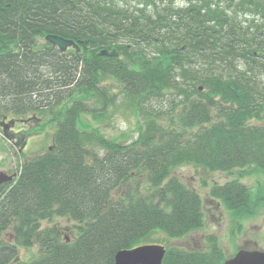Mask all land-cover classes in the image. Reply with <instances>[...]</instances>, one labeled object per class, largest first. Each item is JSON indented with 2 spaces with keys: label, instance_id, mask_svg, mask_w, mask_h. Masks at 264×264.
<instances>
[{
  "label": "trees",
  "instance_id": "1",
  "mask_svg": "<svg viewBox=\"0 0 264 264\" xmlns=\"http://www.w3.org/2000/svg\"><path fill=\"white\" fill-rule=\"evenodd\" d=\"M48 34L80 50L61 51ZM121 95L142 121L133 141L80 127ZM8 114H39L56 130L52 150L0 185V264H115L119 250L146 243L166 246L163 264H224L234 254L215 233L194 248L171 244L206 223L200 193L173 171L264 170V0H0ZM209 193L236 220L263 204L238 178ZM54 216L75 222L73 238L43 225Z\"/></svg>",
  "mask_w": 264,
  "mask_h": 264
},
{
  "label": "rangeland",
  "instance_id": "2",
  "mask_svg": "<svg viewBox=\"0 0 264 264\" xmlns=\"http://www.w3.org/2000/svg\"><path fill=\"white\" fill-rule=\"evenodd\" d=\"M107 84L113 87L118 85L114 79L107 81ZM118 86L111 90L119 93ZM37 116L42 117L39 114ZM47 121L45 118L41 121L33 118L31 121L18 123L16 128L27 127L31 135L35 134L30 138L29 144L23 154L18 152L17 147L12 145L11 141L7 139L0 128V172L4 171L9 175L17 173L14 177L15 180L24 161L29 157L44 152L49 145H52L56 125ZM79 124L81 128H97L102 130L109 137L128 135L126 139L131 142L138 136L142 121L126 105V100L121 95L117 98L115 105L110 108L109 114L102 121L101 119L95 120L91 119L88 115H83ZM88 158L90 159V157ZM173 174L200 193L203 199L206 223L203 228L193 231L184 237L170 238L171 244L194 248L204 243L206 234L215 233L219 236L220 242L228 255L235 254L241 247L264 250V170H257L255 167L250 166L245 169L239 168L231 171H208L203 167L183 165L177 167L173 171ZM237 178L249 186L253 197L262 195L263 204L253 216L236 220L221 201L211 197L209 191L210 186L215 182L224 183L227 180ZM73 224L75 222L70 218L62 216H54L50 221L43 222V225L59 226L67 238H73V235L70 234V226ZM161 232L159 231L158 233L161 235L160 237H163ZM6 237L12 240L10 232L6 234ZM37 252V246L30 248L21 247L19 249V255L25 260H29Z\"/></svg>",
  "mask_w": 264,
  "mask_h": 264
},
{
  "label": "water",
  "instance_id": "3",
  "mask_svg": "<svg viewBox=\"0 0 264 264\" xmlns=\"http://www.w3.org/2000/svg\"><path fill=\"white\" fill-rule=\"evenodd\" d=\"M46 40L61 51H66L69 47L80 50L78 42L61 35L48 34ZM81 43L87 44L88 39L82 40ZM98 54L115 56L118 51L116 48L101 49ZM13 177L14 175L4 171L0 172V185L11 181ZM165 252L166 247L159 243H146L134 248L121 249L116 253L115 264H163ZM224 264H264V250L240 248L233 256L227 258Z\"/></svg>",
  "mask_w": 264,
  "mask_h": 264
},
{
  "label": "flooded vegetation",
  "instance_id": "4",
  "mask_svg": "<svg viewBox=\"0 0 264 264\" xmlns=\"http://www.w3.org/2000/svg\"><path fill=\"white\" fill-rule=\"evenodd\" d=\"M33 118L40 121L44 120V118L39 117L35 114H32L29 117H19V116H15L14 114H8L0 118V128L3 130V133L7 137V139L11 141L12 145L17 147L18 152L20 154H23L25 152L29 144L30 138L35 134L33 133V135H31L28 132L29 128L27 127L16 128V126L18 125L19 122H28L31 121ZM52 142H53L52 145H49L44 152L48 150H52L54 148L55 146L54 137ZM12 175H14L15 177L17 173H13Z\"/></svg>",
  "mask_w": 264,
  "mask_h": 264
}]
</instances>
